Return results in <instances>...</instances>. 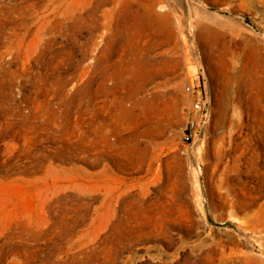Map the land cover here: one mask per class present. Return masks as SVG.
I'll use <instances>...</instances> for the list:
<instances>
[{
	"label": "rangeland",
	"instance_id": "1",
	"mask_svg": "<svg viewBox=\"0 0 264 264\" xmlns=\"http://www.w3.org/2000/svg\"><path fill=\"white\" fill-rule=\"evenodd\" d=\"M122 1L0 0V264H264V0H163L145 81Z\"/></svg>",
	"mask_w": 264,
	"mask_h": 264
},
{
	"label": "bare ground",
	"instance_id": "2",
	"mask_svg": "<svg viewBox=\"0 0 264 264\" xmlns=\"http://www.w3.org/2000/svg\"><path fill=\"white\" fill-rule=\"evenodd\" d=\"M117 1V0H113ZM125 8V12L129 13V16L133 20L132 28V38L134 42L137 40L148 41L147 49L144 51V56L155 64L150 70H145L142 68L143 77H153L161 75L163 73V62L169 60L170 62L180 61L184 56L181 54V47L186 45V42L181 44L175 32L170 33L167 31V26L173 23L172 16H175L173 9L171 7H166L163 0H149L146 3L136 5L132 8L131 3H126L122 1ZM142 6L143 9L140 7ZM158 8H162L161 12H158ZM131 10V12H130ZM123 19V18H122ZM176 23L180 26V20L174 19ZM184 40V39H183ZM138 49V46H137ZM142 50V47L140 48ZM133 52V51H132ZM113 74L116 78H119V73L116 69H113ZM122 82H119V84ZM127 87V95L131 96L135 92L133 83H125ZM140 143H138L139 145ZM145 145L147 143L145 142ZM141 150V149H140ZM141 151H144L142 148Z\"/></svg>",
	"mask_w": 264,
	"mask_h": 264
},
{
	"label": "built area",
	"instance_id": "3",
	"mask_svg": "<svg viewBox=\"0 0 264 264\" xmlns=\"http://www.w3.org/2000/svg\"><path fill=\"white\" fill-rule=\"evenodd\" d=\"M186 91L194 99L193 115L182 126V142L192 144L198 141L209 119V103L203 93L201 81L193 78L186 86Z\"/></svg>",
	"mask_w": 264,
	"mask_h": 264
},
{
	"label": "crops",
	"instance_id": "4",
	"mask_svg": "<svg viewBox=\"0 0 264 264\" xmlns=\"http://www.w3.org/2000/svg\"><path fill=\"white\" fill-rule=\"evenodd\" d=\"M140 48L141 47H139L137 50H138V52H136L135 53V50L133 51L134 52V54L137 56V54H139V56L138 57H140L141 59H145L146 60V62L145 63H141V61L140 62H138V63H140V67L138 68V73H139V76L142 78L143 77V74H142V68L144 69V71L145 70H150L151 68H152V66H154V62L153 61H150L147 57H145L144 56V52H142V50H140ZM139 58V59H140ZM146 72V71H145ZM152 79H154L153 77H145L144 76V78L142 79V80H152ZM137 80V79H136ZM136 80L135 79H130V80H127V81H125L124 79H122L120 76H119V78L117 79V85L118 86H120L121 85V83L119 84V82H122V85L124 86V87H126V84L125 83H127V82H131V83H135L136 82ZM141 80V79H140Z\"/></svg>",
	"mask_w": 264,
	"mask_h": 264
}]
</instances>
